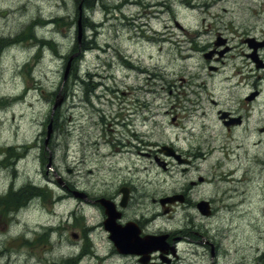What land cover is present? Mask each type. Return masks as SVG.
<instances>
[{
	"label": "rangeland",
	"instance_id": "obj_1",
	"mask_svg": "<svg viewBox=\"0 0 264 264\" xmlns=\"http://www.w3.org/2000/svg\"><path fill=\"white\" fill-rule=\"evenodd\" d=\"M186 1L0 0V264H134L115 256L103 214L75 193L119 195L127 182L147 212L161 213L153 198L179 194L199 176L193 196L216 197L214 217L190 220L179 202L167 203L160 226L184 236V255L192 248L177 229L193 222L221 246L227 264H245L244 255L252 263L264 235V93L242 103L246 88L231 87L226 71L212 75L193 46L218 31L232 37L228 26L238 31L254 21L257 7ZM220 110L242 122L225 125ZM120 111L132 112L137 139L127 135L134 133L128 115L118 118L124 126L116 123ZM163 145L197 154L194 166L181 170L157 152ZM26 188L28 199L11 197ZM218 253L208 262L195 253L167 264H222Z\"/></svg>",
	"mask_w": 264,
	"mask_h": 264
},
{
	"label": "flooded vegetation",
	"instance_id": "obj_2",
	"mask_svg": "<svg viewBox=\"0 0 264 264\" xmlns=\"http://www.w3.org/2000/svg\"><path fill=\"white\" fill-rule=\"evenodd\" d=\"M207 1L208 0H206V3H204L202 7H209ZM253 2V5L257 7L256 10H252L253 17L255 18L254 21L250 19L246 20V23L244 21L241 23L238 31H235L234 26H228L231 31H234L232 37L225 36L222 32L218 31L215 38L210 39L209 37L205 45L193 46L198 60L201 61V65L203 66L204 64L206 69L212 75L226 71L228 72L226 78L232 83L231 87L246 88V93L243 95V100L241 101L244 104H252L258 101L259 97H261V95L264 93V0H253ZM186 4L190 8L197 7L198 0H187ZM178 26L185 30L183 25L178 24ZM206 33L209 35L210 28L206 29ZM200 34V31L197 32L196 37L200 40H203V37H201ZM129 104H131V102ZM135 108H137V105ZM131 113L132 112L130 111L128 113H125L124 111L117 112L115 120L116 123L121 124L122 127L124 124L120 122L118 118H123L125 115H128V117H126L128 121L125 122V125H128V127L130 126V130L134 131V129H131L133 126V121L129 120ZM219 113V116L225 125H236L242 122V117L235 116L231 111L220 110ZM127 135L129 137L134 136V139H137V131ZM129 137L127 138L130 139ZM175 151L179 155V162L184 165L181 170L186 171L189 169V167L194 166L197 154L179 150L177 148H175ZM3 153L4 152H0V161L4 160ZM144 154L151 155L152 152L151 154ZM155 157L158 158L156 155ZM203 181L204 177L199 176L197 181L191 179L188 184L181 186V202L179 203L186 208L185 211L187 212L188 218L190 220L197 221L198 216L204 219H209L214 217L217 211L215 206L217 201L216 197H206L210 202V212L208 214L203 213L197 206L199 199H202L196 198L197 194L201 192L197 185ZM123 184L124 185L119 189V195L114 194V192V195H101L100 198L95 199L90 197L87 193H84V197L82 199V202L85 205L89 206V208L98 210L100 214H103L104 218L108 217V213L105 208V202L109 200L106 199L112 200L109 202L114 209L113 217L115 221V227L118 230H126V234L128 236L126 241L139 242V247L136 249V253H123L121 252L119 246H116L108 236L110 242L113 244L115 256L120 260H126L134 264H167L172 262V259L174 260L175 258H177L179 261H183L185 252L183 250V245L185 243L182 241L184 236L181 234L174 235L175 232L173 231L176 230L163 228V226H160L159 222L157 221L158 217L167 214V211L170 212L171 205L168 206L169 204H167L163 206L166 212H147L145 209L148 207L146 201L135 200L134 191L131 185L127 182ZM226 185H230V183L226 182ZM196 191L197 194L193 196V193ZM125 192L126 194H124ZM223 194L228 195L226 198L231 200V196L228 194V191H224ZM224 199V197L220 198V200ZM152 201L156 203L159 202L160 204L162 202L156 198H153ZM133 205L136 208L138 206L140 207L136 211L135 208H133ZM190 210L191 214L189 213ZM105 224L107 225V221L105 222L104 220L102 225ZM196 227L203 229L202 225L190 222L189 225H186L184 228L177 229V231L188 236L186 243H188L190 247H196L200 249V257L204 260V262H208L209 258L215 259L216 253L219 252L218 255H220V258L222 259L221 263L227 264L226 253L221 250V246L209 236V233L204 236L203 233L196 230ZM153 236H159L162 239L160 247L156 249H151L152 247L150 245L148 246L147 244L148 239ZM244 236L245 241L247 244H249V235L245 233ZM263 236L264 235H261L259 240L256 242L255 250L257 255H254L255 257L252 259V263H250L251 258H246L244 255V260H246L245 264H264V245H260V242H262L261 238ZM126 247L127 249H130V247ZM247 249H249V245ZM223 250L225 249L223 248ZM212 261V264H214V260Z\"/></svg>",
	"mask_w": 264,
	"mask_h": 264
},
{
	"label": "water",
	"instance_id": "obj_3",
	"mask_svg": "<svg viewBox=\"0 0 264 264\" xmlns=\"http://www.w3.org/2000/svg\"><path fill=\"white\" fill-rule=\"evenodd\" d=\"M79 37H81V27H80ZM71 60H72V58H71ZM69 69H70V64L67 65V68H66V71H65V78H66L67 75H68ZM60 102H61V101L57 102V103L54 105V108H56V107L59 105ZM52 130H53V128H52V122H50V124L48 125V138H47L46 142L49 140V138H50V136H51V133H52ZM81 195H82V194H81ZM203 205H206V202H201V203H199V206H201V207L204 209V206H203ZM155 240H157V239H154V242H155ZM154 242H153V243H154Z\"/></svg>",
	"mask_w": 264,
	"mask_h": 264
},
{
	"label": "bare ground",
	"instance_id": "obj_4",
	"mask_svg": "<svg viewBox=\"0 0 264 264\" xmlns=\"http://www.w3.org/2000/svg\"><path fill=\"white\" fill-rule=\"evenodd\" d=\"M18 6V5H17ZM10 37V36H9ZM14 39V38H13ZM26 192H28V191H26ZM30 197V196H29ZM189 213L191 214V210L189 211ZM210 223V222H209ZM205 227L208 229V230H211V229H213V225H205ZM216 231H217V225H216ZM214 234H215V232H214ZM216 235V234H215ZM223 237L224 238H226L227 237V235H225V234H223ZM184 246V245H183ZM192 248V251H190L191 252V254L188 252L187 254H190V257H191V255H193V254H197V255H199L200 254V249H198V248H194V247H191ZM185 249V248H184ZM241 249V248H240ZM186 250V249H185ZM187 254H185L184 255V257H183V259L185 260V261H189V259H187V257H186V255Z\"/></svg>",
	"mask_w": 264,
	"mask_h": 264
},
{
	"label": "trees",
	"instance_id": "obj_5",
	"mask_svg": "<svg viewBox=\"0 0 264 264\" xmlns=\"http://www.w3.org/2000/svg\"><path fill=\"white\" fill-rule=\"evenodd\" d=\"M28 188L32 189L33 191L37 190V188L34 187V186H28ZM39 189L42 190L41 188H39ZM26 191H27V188L25 190H23V191L19 190L17 193L12 194L11 197L14 198V199H16V197H18L19 199H22L24 197L22 200H26V199L29 198L28 197L29 194H26Z\"/></svg>",
	"mask_w": 264,
	"mask_h": 264
}]
</instances>
